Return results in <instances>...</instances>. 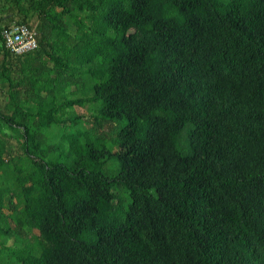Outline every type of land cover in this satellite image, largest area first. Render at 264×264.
Listing matches in <instances>:
<instances>
[{
	"label": "trees",
	"instance_id": "1",
	"mask_svg": "<svg viewBox=\"0 0 264 264\" xmlns=\"http://www.w3.org/2000/svg\"><path fill=\"white\" fill-rule=\"evenodd\" d=\"M16 22L0 264H264V0H0Z\"/></svg>",
	"mask_w": 264,
	"mask_h": 264
},
{
	"label": "built area",
	"instance_id": "2",
	"mask_svg": "<svg viewBox=\"0 0 264 264\" xmlns=\"http://www.w3.org/2000/svg\"><path fill=\"white\" fill-rule=\"evenodd\" d=\"M4 48L15 55L34 49L37 44L36 30L25 22H16L1 29Z\"/></svg>",
	"mask_w": 264,
	"mask_h": 264
},
{
	"label": "rangeland",
	"instance_id": "3",
	"mask_svg": "<svg viewBox=\"0 0 264 264\" xmlns=\"http://www.w3.org/2000/svg\"><path fill=\"white\" fill-rule=\"evenodd\" d=\"M64 18H66V17H64ZM37 46H38V44H37ZM18 67V66H17ZM15 68V67H14ZM12 69V72H13V74L15 73V69ZM7 83L6 82H4V81H2V77H0V108L1 109H5L6 108V106H5V103H6V101H7ZM73 114L74 113H82L83 115H84V118H83V120H84V122H83V125H85V127H88L91 123H92V121L91 120H93L92 119V115L90 114V110H88L87 109V107H82V106H74L73 108ZM81 126V125H80ZM113 124H108V125H106L105 127H104V129H98V132H99V134H103V135H105V136H108L109 134H111V131L113 130ZM7 131H9V129H6ZM51 135V134H50ZM49 136V135H48ZM58 136H60L59 134H58ZM58 136L56 137L57 139H58ZM57 139H54V141H57ZM11 142L13 143V144H15L16 143V140L15 139H11ZM16 144L14 145V150H13V152L16 150ZM111 163H115L113 160H111L110 161ZM115 165H116V168L118 167V165L115 163ZM111 171V170H110ZM110 173V172H109ZM37 231V230H36Z\"/></svg>",
	"mask_w": 264,
	"mask_h": 264
},
{
	"label": "crops",
	"instance_id": "4",
	"mask_svg": "<svg viewBox=\"0 0 264 264\" xmlns=\"http://www.w3.org/2000/svg\"><path fill=\"white\" fill-rule=\"evenodd\" d=\"M37 23H38V22H37V21H35V22H34V24H32V25H33V27H34L35 29H36V25H37Z\"/></svg>",
	"mask_w": 264,
	"mask_h": 264
}]
</instances>
